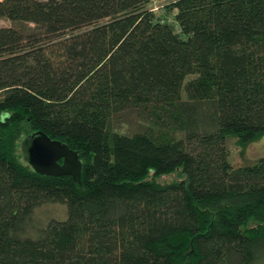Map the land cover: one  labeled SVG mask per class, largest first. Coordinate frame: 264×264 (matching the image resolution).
Masks as SVG:
<instances>
[{
	"label": "trees",
	"instance_id": "trees-1",
	"mask_svg": "<svg viewBox=\"0 0 264 264\" xmlns=\"http://www.w3.org/2000/svg\"><path fill=\"white\" fill-rule=\"evenodd\" d=\"M149 1L0 0V264H264V154L226 145L264 138V0ZM35 130L79 182L33 170Z\"/></svg>",
	"mask_w": 264,
	"mask_h": 264
},
{
	"label": "rangeland",
	"instance_id": "rangeland-1",
	"mask_svg": "<svg viewBox=\"0 0 264 264\" xmlns=\"http://www.w3.org/2000/svg\"><path fill=\"white\" fill-rule=\"evenodd\" d=\"M169 0H150L147 3V6L152 9L157 15L165 18L168 21L173 20V13L174 11H167L166 6L168 5ZM0 25H9V21L5 19H0ZM124 124L118 123L116 126H119L122 130L125 131H134L137 129H140V125L137 123V121L132 118L128 119ZM24 136L21 135L15 144V151L19 158L22 159L23 152H22V142H23ZM263 143L264 138L261 139H255L252 142H249L243 146L237 144L235 142V139L233 137H230L226 141V145L229 151V157L228 160L231 162L233 166H239V165H245L248 163L253 162L257 157L264 154L263 149ZM181 175L179 173H174L171 176H162L157 178V181L165 182L173 179H179ZM65 215V208L64 205L59 203H51V204H43L38 206L33 214H32V220L29 223V229L30 231L35 228V226L42 225L45 223L49 218L55 217V218H61ZM32 233V232H31Z\"/></svg>",
	"mask_w": 264,
	"mask_h": 264
},
{
	"label": "water",
	"instance_id": "water-1",
	"mask_svg": "<svg viewBox=\"0 0 264 264\" xmlns=\"http://www.w3.org/2000/svg\"><path fill=\"white\" fill-rule=\"evenodd\" d=\"M25 154L28 163L36 172L48 175L68 174L79 182L81 161L77 152L64 142L50 138L41 130H35L28 135Z\"/></svg>",
	"mask_w": 264,
	"mask_h": 264
}]
</instances>
